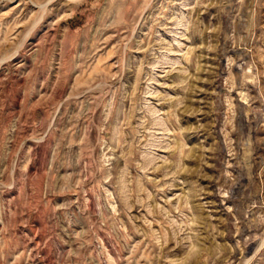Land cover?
Here are the masks:
<instances>
[{
    "label": "rangeland",
    "instance_id": "obj_1",
    "mask_svg": "<svg viewBox=\"0 0 264 264\" xmlns=\"http://www.w3.org/2000/svg\"><path fill=\"white\" fill-rule=\"evenodd\" d=\"M0 264H264V0H0Z\"/></svg>",
    "mask_w": 264,
    "mask_h": 264
}]
</instances>
